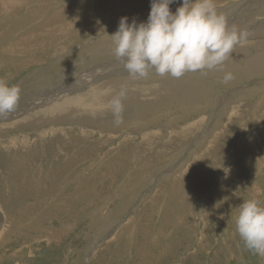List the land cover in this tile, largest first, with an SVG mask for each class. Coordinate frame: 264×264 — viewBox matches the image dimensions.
<instances>
[{
    "label": "rangeland",
    "instance_id": "374dc122",
    "mask_svg": "<svg viewBox=\"0 0 264 264\" xmlns=\"http://www.w3.org/2000/svg\"><path fill=\"white\" fill-rule=\"evenodd\" d=\"M213 2L247 34L227 84L125 73L110 35L151 0H0V79L21 90L0 116V264H264L235 224L245 200L264 206V0ZM118 81L170 101L125 92L119 117L108 98L104 115L38 117Z\"/></svg>",
    "mask_w": 264,
    "mask_h": 264
},
{
    "label": "clouds",
    "instance_id": "9594fccd",
    "mask_svg": "<svg viewBox=\"0 0 264 264\" xmlns=\"http://www.w3.org/2000/svg\"><path fill=\"white\" fill-rule=\"evenodd\" d=\"M177 0H151L146 21L129 23L121 17L111 34L114 56L124 63L133 79L147 78L154 70L158 76L181 78L188 72H224L222 83L234 79L224 64L234 49L246 42L247 34L228 28L225 16L213 0H182L175 12L170 5ZM18 85L0 79V116L15 111L20 99ZM122 90L111 100L114 114L122 112ZM121 122L119 119L116 121ZM236 231L246 246L264 256V206L258 200H245L238 206Z\"/></svg>",
    "mask_w": 264,
    "mask_h": 264
},
{
    "label": "bare ground",
    "instance_id": "6f19581e",
    "mask_svg": "<svg viewBox=\"0 0 264 264\" xmlns=\"http://www.w3.org/2000/svg\"><path fill=\"white\" fill-rule=\"evenodd\" d=\"M244 49V48H243ZM237 51H239V50H237ZM240 54V55H239ZM232 58H234V57H236V58H241L242 56H243V54H241V51H239L238 52V54L237 53H233L232 54ZM264 57L262 56L260 59H263ZM260 59H257V60H260ZM117 62V61H116ZM256 62H258V61H256ZM119 64H120V62H118ZM252 64V63H251ZM256 64H258V63H256ZM256 66V65H255ZM259 66H260V64H259ZM112 68V67H111ZM115 68V67H114ZM113 68V69H114ZM236 68V67H235ZM112 69V70H113ZM124 69H126V68H124ZM115 70V69H114ZM120 70V69H119ZM121 71V70H120ZM120 73V72H119ZM125 73H128V71L127 72H125ZM152 73V72H151ZM150 73V74H151ZM110 74V73H109ZM112 74V73H111ZM121 74V73H120ZM195 74V73H194ZM123 75V74H122ZM191 75H192V73H191ZM196 75V74H195ZM112 76V75H111ZM168 77H171L170 75H167ZM194 76V75H193ZM152 77V76H151ZM161 77V76H160ZM162 78V77H161ZM173 78V77H172ZM154 79V78H153ZM180 79V78H179ZM175 80V79H174ZM168 81V80H167ZM164 82V81H163ZM178 81H176V83H177ZM84 83V82H83ZM116 83V85L115 86H112V88H108V89H104V88H102V87H95V88H97V89H95V90H92L91 91V89H89V94L88 95H80V94H77V95H79V96H76V97H69V98H66V99H64L65 101L66 100H68V101H66V102H63L62 104H60L59 105V103H56L55 104V106H51V107H49V108H45V109H47L46 111H43L44 113H42L41 115H39L38 117H40V118H42V117H46V116H49V117H52L53 115H54V113L55 112H57L58 111V109H59V111H65V110H67V112L69 113H67L68 115H70L71 117H72V114L73 113H76L77 115H78V113H82L84 116H86V117H88V116H97V114L98 113H103V115H104V113L106 112L107 113V111H110L111 109L110 108H108L109 107V104L107 105V102H108V100H106V98H108V99H110V101L114 98V97H116V96H118L119 94H120V92L123 90L124 91V93L126 92H129V93H132L133 95H139L140 94V97L141 98H152V99H154V101L155 102H158L159 100H163V101H161V102H167L168 101V99H161V94L160 93H162V91H164V90H162V87L161 88H159L158 89V87H152V88H149V89H145V93L144 94H141L140 93V90L142 89V88H139V87H136V86H134V88L132 89L131 87H123L122 88V86H123V84H120V82L118 81V82H115ZM81 84V83H80ZM174 84V83H173ZM162 85H163V83H162ZM77 86V85H76ZM173 86V85H172ZM179 86V85H178ZM81 87V86H80ZM94 87V86H93ZM174 87V86H173ZM194 88L192 85L189 87L190 89H192V88ZM176 88V87H175ZM195 88H197V87H195ZM194 88V89H195ZM99 89H101V90H99ZM181 89V88H180ZM183 89V88H182ZM187 89V88H186ZM166 91H168V90H166ZM196 91V90H195ZM194 91V92H195ZM115 92H117L116 93V95H114V96H112L111 97V95H113V93H115ZM169 92V91H168ZM171 92L173 93V94H176V97H178V96H183V95H181V93L182 92H180V91H174V90H172L171 89ZM197 93H200V92H198V91H196ZM195 92V93H196ZM204 92H206L207 93V90H205ZM204 92H202V93H204ZM187 93V92H186ZM194 93V94H195ZM196 93V94H197ZM206 93H204V94H206ZM204 94H202V95H200L199 94V96L201 97V96H204ZM128 95H130V94H128ZM171 95V94H170ZM192 95H193V92H192ZM127 96V95H126ZM190 96V95H189ZM196 96V95H195ZM194 96V97H195ZM124 97V96H123ZM129 97V96H128ZM139 97V96H138ZM173 97H174V95H173ZM172 97V98H173ZM187 97V96H186ZM194 97H193V99H194ZM168 98V97H167ZM170 99H171V97H169ZM191 98V97H190ZM197 98V97H196ZM128 99V98H127ZM135 99V98H134ZM137 99V98H136ZM135 99V100H136ZM140 99V98H139ZM143 99V100H144ZM178 99V98H177ZM131 99H129V101H130ZM174 100V99H173ZM189 100H191V99H189ZM196 100V99H195ZM194 100V101H195ZM192 101V100H191ZM126 104H127V102H125ZM133 103V102H132ZM147 103V102H146ZM134 104H135V102H134ZM163 104V103H162ZM165 104V103H164ZM163 104V105H164ZM59 106V107H58ZM136 106H137V104H136ZM144 106V105H143ZM130 107H132V106H130ZM138 107V106H137ZM136 107V108H137ZM141 107V106H140ZM158 107V106H157ZM147 108H148V106H147ZM154 108V107H153ZM108 109H110V110H108ZM128 110V109H127ZM70 113H72V114H70ZM77 115H75V116H77ZM81 115V114H80ZM102 115V116H103ZM34 117H36V116H34ZM69 117V116H68ZM100 117V116H99ZM116 117V116H115ZM31 118V117H30ZM70 118V117H69ZM73 118V117H72ZM183 118V117H182ZM93 119H94V117H93ZM102 120V119H101ZM158 120V119H157ZM41 121V120H40ZM193 124H191V126H192ZM185 127H187V126H185ZM188 127H190V126H188ZM187 127V129H190V128H188ZM193 128L195 127V126H192ZM197 127V126H196ZM193 128H191V129H193ZM194 130H195V128H194ZM193 131V130H192ZM38 133V132H37ZM150 133H151V131H150ZM190 133H192V132H186L185 131V129L183 130V134H190ZM123 134V133H122ZM194 134V133H193ZM127 135V134H126ZM146 136V135H145ZM146 140H147V138H145ZM41 141V140H40ZM150 141V140H149ZM52 144V143H51ZM33 146V145H32ZM49 146H51V145H49ZM7 147V146H6ZM32 148V147H31ZM9 151V150H8ZM52 158V157H51Z\"/></svg>",
    "mask_w": 264,
    "mask_h": 264
},
{
    "label": "water",
    "instance_id": "95a60500",
    "mask_svg": "<svg viewBox=\"0 0 264 264\" xmlns=\"http://www.w3.org/2000/svg\"><path fill=\"white\" fill-rule=\"evenodd\" d=\"M230 182H231L232 184H234V183H235V179H234V178H230ZM242 242H243V244L245 245V247H246L250 252H254L253 250H250V249L246 246V244L244 243L243 240H242ZM227 264H239V260H238V258H237L235 255H232V256L229 258V261H228Z\"/></svg>",
    "mask_w": 264,
    "mask_h": 264
},
{
    "label": "crops",
    "instance_id": "0c3cea01",
    "mask_svg": "<svg viewBox=\"0 0 264 264\" xmlns=\"http://www.w3.org/2000/svg\"><path fill=\"white\" fill-rule=\"evenodd\" d=\"M152 87H158V86H152ZM170 100H168L167 102H169ZM183 131V130H182ZM185 131H186V129H185ZM178 134V133H177ZM183 134V133H182ZM148 137H149V135L147 134V136L145 137V138H147V142L148 143H150L151 141H149V140H151L152 138H150L149 140H148ZM155 137V136H154ZM172 138H175V137H172ZM209 149V148H208Z\"/></svg>",
    "mask_w": 264,
    "mask_h": 264
}]
</instances>
